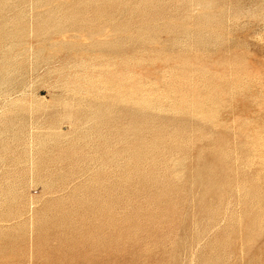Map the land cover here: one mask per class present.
I'll list each match as a JSON object with an SVG mask.
<instances>
[{
	"label": "rangeland",
	"instance_id": "obj_1",
	"mask_svg": "<svg viewBox=\"0 0 264 264\" xmlns=\"http://www.w3.org/2000/svg\"><path fill=\"white\" fill-rule=\"evenodd\" d=\"M0 264H264V0H0Z\"/></svg>",
	"mask_w": 264,
	"mask_h": 264
},
{
	"label": "bare ground",
	"instance_id": "obj_2",
	"mask_svg": "<svg viewBox=\"0 0 264 264\" xmlns=\"http://www.w3.org/2000/svg\"><path fill=\"white\" fill-rule=\"evenodd\" d=\"M176 93V92H175Z\"/></svg>",
	"mask_w": 264,
	"mask_h": 264
}]
</instances>
